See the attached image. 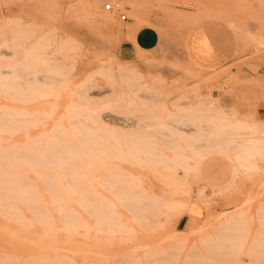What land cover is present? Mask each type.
<instances>
[{
	"label": "rangeland",
	"instance_id": "1",
	"mask_svg": "<svg viewBox=\"0 0 264 264\" xmlns=\"http://www.w3.org/2000/svg\"><path fill=\"white\" fill-rule=\"evenodd\" d=\"M59 1L0 0V264H264V0ZM91 8L161 42L131 60L111 31L81 44ZM201 24L231 60L187 54Z\"/></svg>",
	"mask_w": 264,
	"mask_h": 264
},
{
	"label": "crops",
	"instance_id": "2",
	"mask_svg": "<svg viewBox=\"0 0 264 264\" xmlns=\"http://www.w3.org/2000/svg\"><path fill=\"white\" fill-rule=\"evenodd\" d=\"M84 1L85 0L82 1L83 4ZM97 1L98 0H91L90 2L93 6ZM74 2L75 0H60L59 4H62L64 7H66L67 5ZM32 14L33 15L30 19H32V21L35 23L40 22L42 26H45V21H47L49 24L53 17L50 15L48 17L41 16L38 18L36 14ZM76 15L78 14L71 11L69 13L63 12L58 17V20L68 21V17L71 20H76L78 19ZM101 16L102 14L99 11H95L91 8L86 18L80 17V19L86 20V25H82L80 27H71L72 33H74L76 37L80 39L79 42L81 44H102L104 43L102 39L105 37L106 32L111 31L114 39L117 42V53L120 59L131 60L135 57V54L138 50L144 51L154 49L161 42L160 33L157 29L151 26H141L135 30H129V28H131L133 25V22L131 20L124 19L125 23L120 27H114L111 25H107L106 27ZM95 30L97 32H95ZM186 45H189L187 48V54L190 55L191 49V57L199 64L213 62L216 64L215 66H219L220 63L233 58V45L231 40L227 39L226 37L221 38V36H218L202 24L198 31L192 34ZM224 104L225 107H229V102ZM257 112L261 117L264 118V95L258 103ZM223 173H225L224 170H218L217 175H214L215 177H210H214L216 180V177H222Z\"/></svg>",
	"mask_w": 264,
	"mask_h": 264
},
{
	"label": "bare ground",
	"instance_id": "3",
	"mask_svg": "<svg viewBox=\"0 0 264 264\" xmlns=\"http://www.w3.org/2000/svg\"><path fill=\"white\" fill-rule=\"evenodd\" d=\"M106 4H109V8H108V9H111V8H112L111 4H110V3H106V2L104 3V6H103L104 8H105V5H106ZM105 9H107V8H105ZM120 15H121V14H120ZM125 18H126V16H125ZM48 62H49V61H48ZM41 64H42V63H41ZM33 65H34V64H33ZM57 66H58V65H57ZM33 67H34V66H33ZM10 68H11V67H10ZM35 68H36V66H35ZM39 68H40V67H39ZM11 69H12V68H11ZM3 70H4V69H3ZM40 71H41V70H40ZM36 76H37V75H36ZM30 77H31V76H30ZM33 77H34V76H33ZM37 79H38V78H37ZM43 79H44V78H43ZM43 81L45 82V79H44ZM9 82H10V81H9ZM11 83H12V82H11ZM17 95H18V94H17ZM232 114H233V113H232ZM12 118H13V117H12ZM9 120H10V119H9ZM11 121H12V120H11ZM2 122H3V121H2ZM13 122H14V124H16V121H13ZM17 122H18V121H17ZM18 123H19V122H18ZM238 123H239V124H240V123L243 124V122H241V121H237L235 124L238 125ZM0 124H1V123H0ZM235 124H234V125H235ZM242 124H241V126H242ZM232 126H233V125H232ZM238 127H240V125H239ZM238 127H237V128H238ZM223 128H224V127H223ZM225 128H226V127H225ZM3 129H4V128H3ZM222 130H223V129H222ZM225 130H226V129H225ZM4 131H5V130H4ZM239 137H240V136H239ZM257 139H258V138H257ZM69 140H72V139H69ZM210 140H211V139H210ZM211 141H212V140H211ZM223 141H224V140H223ZM260 141H261V140H260ZM27 144H28V143H27ZM29 144L31 145L30 142H29ZM29 144H28V146H26V147H30ZM232 144H233V143H232ZM59 145H60V144H59ZM67 145H68V147L66 148L67 150H70V148L73 147V146L70 145V144H67ZM230 145H231V144H230ZM234 145H235V144H234ZM13 146H14V145H13ZM13 146H12V147H13ZM50 146H51V145H50ZM50 146H49V148H50ZM54 146H55V144H54ZM57 146H58V145H57ZM61 146H62V145H61ZM70 146H71V147H70ZM31 147H34L35 149L37 148V146H34V145H32ZM58 147H60V146H58ZM69 147H70V148H69ZM5 148H6V147H5ZM15 148H17V145H16ZM21 149H25V148H21ZM29 149H30V148H29ZM29 149H27V151H26V149H25V151H21V150H18V149H17L18 151H17L16 153H13V154L17 155L18 153L22 152V153H21V155H22L23 152H24L25 154H28V153L33 152V149H30V150H32V151H31V152H30V151L28 152ZM72 149H73V148H72ZM72 149H71L70 152H72ZM5 150H6V149H5ZM14 150H15V149H14ZM14 150H13V151H14ZM9 151H10V150H9ZM47 151H48V150H47ZM47 151L45 150L44 152L46 153ZM4 152H5V151H4ZM26 152H28V153H26ZM6 153H8V152L6 151ZM9 153H10V152H9ZM50 153H51V152H50ZM50 153H49V151H48V155H49ZM60 153H61L60 155H62V153H64V152H60ZM53 154H54V153L52 152V155H53ZM55 154H56V153H55ZM66 154H68V153L65 152L62 156H64V155L66 156ZM0 155H1V154H0ZM6 155H7V156H6ZM8 155H10V154H5V155H4V157H7V160H8ZM18 155H20V154H18ZM18 155H17V156H18ZM29 155H30V154L26 155V157L29 156ZM31 155H33V154L31 153ZM31 155L29 156V159L32 158V160L37 156V155L35 154V155H33V156L31 157ZM45 155L47 156V154H44V157H45V158L43 157V160H44V161H45V159L47 158ZM58 155H59V154H58ZM2 156H3V155H2ZM2 156H0V157L2 158ZM10 156H12V155H10ZM10 156H9V157H10ZM22 157H23L22 159H26V158H24L23 155H22ZM37 157H38V156H37ZM53 157H54V158L52 159L53 161L51 160L50 157H48L46 160H49L50 163L53 162L54 164H56V163H55V160H56L55 158H56V156L54 155ZM69 157H70V155H69ZM58 158H59V157H58ZM61 158H62V157H60V159H61ZM18 159H20L19 156H18ZM18 159H17V160H18ZM4 160H5V159H4ZM14 160H15V159H14ZM32 160H29V161L25 160V162H24V160H23V162H24L23 164L27 165V164H26V161H27V162H31ZM39 160H41V159H39ZM44 161H43V162H44ZM63 161H64V160H63ZM65 161H66V159H65ZM71 161H73V159H72ZM3 162H4V161H3ZM3 162H2V160H1V161H0V164H2ZM15 162H16V161H15ZM34 162L37 163L38 161H34ZM41 162H42V160H41ZM20 163H21V162H20ZM35 163H32L33 166H32V165H31V166H32L33 169L36 171V169L34 168V165H35V167L37 168V165H38L40 162H39L38 164H35ZM64 163H65V162H64ZM45 164H46V161H45ZM45 164L43 163V165H45ZM67 164H70V163L67 162ZM67 164H66V165H67ZM21 165H22V163H21ZM21 165H20V166H21ZM59 165H60V164H59ZM59 165H58V166H59ZM66 165L64 164V166H65L64 169H63V167L61 168L63 172L66 171V170H65L66 167H67ZM0 166H1V165H0ZM39 166H40V164H39ZM39 166H38V167H39ZM55 166H56V165H55ZM61 166H63V165H61ZM40 167H42V166H40ZM17 168H18V167H17ZM17 168H16V169H17ZM21 168H22V167H19L18 169L21 171ZM45 168H46V167H45ZM12 169H14V168L12 167ZM52 169L55 170V168H52ZM52 169H51V170H52ZM59 169H60V168H59ZM68 169H69V168H68ZM0 170H1V169H0ZM38 170H40V169H38ZM48 170H49V169H48ZM48 170H47V171H48ZM64 170H65V171H64ZM14 171H15V170H14ZM16 171H17V170H16ZM35 171H34V172H35ZM47 171H45V173H47ZM6 172H7V171H6ZM8 172H9V171H8ZM17 172H18V171H17ZM17 172H16V173H17ZM21 172L24 173V169H22ZM40 172H41V171H40ZM50 172H51V171H50ZM67 172H68V171H67ZM47 174H48V173H47ZM47 174H46V177L48 176V178H45V180H47V182H50V183H51V181L48 180V179H49V175H47ZM50 174H51V173H50ZM54 174H55V173H54ZM63 174H64V177H66V178L68 177V176H66V173H63ZM7 175H8V174H7ZM24 175H25V173H24ZM51 175H52V174H51ZM0 176H1V175H0ZM56 176H57V174H56ZM18 177H22V176H18ZM51 177H52V176H50V178H51ZM54 177H55V176H54ZM7 178H9V177H7ZM24 178H25V176L22 177V179H21V178H19V179H20V180H23ZM66 178H65V179H66ZM68 178H69V177H68ZM68 178H67V179H68ZM75 178H76V177H75ZM19 179H18V181H17L18 183H19ZM54 179L57 181L56 178H54ZM24 180H26V178H25ZM39 180H40V177H39ZM40 181H41V180H40ZM23 182H25V181H23ZM27 182H28V181H27ZM30 182H31V181H30ZM42 182H43V180H42ZM50 183H49V184H50ZM23 184H24V183H23ZM17 185H18V184H17ZM53 185H54V182H53ZM49 186L51 187V186H52V183H51ZM58 186H59V185H58ZM75 186H77V185H75ZM187 186H188V185H187ZM25 188H26V187H25ZM55 188H56V187H54V190H57V189H55ZM74 188H75V187H74ZM187 188H188V187H187ZM52 189H53V188H52ZM60 189H61V188H60ZM1 191H2V190H1ZM20 191H21V190H20ZM132 191H133V190H132ZM51 192H52V190H51ZM61 192H62V191H61ZM75 192H76V191H75ZM75 192H74V193H75ZM133 192H134V191H133ZM2 193H3V192H2ZM131 193H132V192H131ZM29 194H30V193H29ZM58 194H59V193H58ZM0 195H1V192H0ZM52 195H54V194H52ZM4 196H5V195H4ZM4 196H3V197H4ZM16 196H17V195H16ZM55 196H57V195H55ZM135 197H136V196H135ZM30 198L32 199V197H30ZM30 198H29V199H30ZM0 199H1V197H0ZM6 200H7V199H6ZM6 200H5V201H6ZM5 201H4V202H5ZM67 201H68V200H67ZM23 202H24V201H23ZM36 202H37V201H36ZM36 202L34 201L35 204H36ZM135 202H136V201H135ZM135 202H133V203H135ZM0 203H1V202H0ZM32 203H33V202H31V204H32ZM141 203H143V202H141ZM9 204H10V203H9ZM13 205H14V204H13ZM136 205H137V202H136ZM3 206H4V205H3ZM37 206H38V205L36 204V207H37ZM39 206H40V205H39ZM9 207H10V205H9L7 208H9ZM14 207H16V204L14 205ZM27 207H28V205H27ZM34 207H35V206H34ZM263 207H264V206H263ZM12 208H13V207H12ZM64 208H65V207H64ZM64 208L62 207V208H60V209H63V211H64ZM66 208L68 209V206H66ZM41 209H44V207L42 208V206H41V207H40V210H41ZM137 209H138V208H137ZM147 209H149V210H148V212H149V211H150V208H147ZM15 210H16V209H15ZM38 210H39V209H38ZM57 210H58V209H57ZM134 210H136V207H134ZM151 210H152V208H151ZM45 211H46V209H45ZM47 211H48V210H47ZM47 211H46V212H47ZM63 211L60 210V213H66L68 210H67L66 212H63ZM70 211H72V210H69V212H70ZM145 211H146V209H145ZM153 211H155V210H152V213H153ZM16 212H17V211H15L14 214H15ZM33 212L35 213L36 211L33 210ZM43 212H44V210H43ZM146 212H147V211H146ZM156 212H157V211H156ZM40 213H41V212H40ZM49 213H50V212H49ZM60 213H58V214H60ZM71 213H72V212L68 213V216H69V217H70L71 215H73V213H72V214H71ZM138 213H139V212H136V214H138ZM2 214H3V213H2ZM14 214H13V215H14ZM155 214H156V213H155ZM231 214H232V213H231ZM231 214H228V215H227V217H226V218L223 220V222H222L223 224H225V225H228V224H229L228 222H230V221H229V217L231 218ZM0 215H1V214H0ZM5 215H6V216L9 215V217L11 216L9 213H8V214H5ZM16 215H17V214H16ZM232 215H233V214H232ZM234 215H235V214H234ZM46 216H47V213L45 214V217H46ZM68 216H67V217H68ZM235 216H236V215H235ZM69 217H68V218H69ZM237 217H238V216H237ZM39 218L41 219V217H39ZM42 218H43V217H42ZM71 218H72V216H71ZM71 218H70V219H71ZM74 218L76 219L75 216H74ZM140 218H141V217H140ZM143 218H144V217H143ZM143 218H141V220H142ZM233 218H234V217H233ZM101 219H102V218H101ZM42 220H43V219H42ZM102 220H103V219H102ZM231 220H232V219H231ZM75 221H76V220H75ZM105 221H106V220H105ZM143 221H144V220H143ZM68 222H70V221H68ZM99 222H103V221L100 220ZM114 222H115V221H114ZM147 222H148V220H147ZM70 223H71V222H70ZM72 223H73V222H72ZM75 223H76V222H75ZM143 223H144V222H143ZM222 223H220V224H222ZM73 224H74V223H73ZM99 224H100V223H98V225H99ZM115 224H116V223H115ZM233 224H234V223H233ZM71 225H72V224H71ZM113 225H114V223H113ZM72 226H74V225H72ZM99 226H100V225H99ZM110 226H111V225H110ZM74 227H75V226H74ZM114 227H115V226H114ZM225 227H226V226H225ZM229 227H230V226H229ZM97 228H98V227H97ZM115 228H116V227H115ZM66 230H67V229H66ZM69 230H70V229H69ZM100 230H101V229H100ZM71 231H73V229H72ZM222 231H223V230H222ZM224 232H225V231H224ZM215 233H217V232H215ZM221 233H222V232H221ZM225 234H227V233H225ZM225 234H223V235H225ZM218 235H219V234H218ZM227 236H228V235H227ZM221 237H222V235H221ZM119 251H120V250H119ZM124 254H125V253H124ZM124 256H126V255H124Z\"/></svg>",
	"mask_w": 264,
	"mask_h": 264
},
{
	"label": "built area",
	"instance_id": "4",
	"mask_svg": "<svg viewBox=\"0 0 264 264\" xmlns=\"http://www.w3.org/2000/svg\"><path fill=\"white\" fill-rule=\"evenodd\" d=\"M105 8L108 9V8H109V4H106V5H105ZM120 16H121L122 19H126L124 14H121Z\"/></svg>",
	"mask_w": 264,
	"mask_h": 264
}]
</instances>
